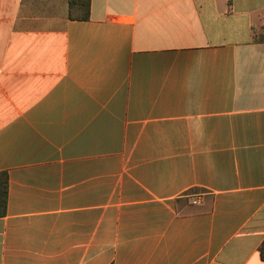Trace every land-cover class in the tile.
<instances>
[{
	"label": "crops",
	"instance_id": "obj_1",
	"mask_svg": "<svg viewBox=\"0 0 264 264\" xmlns=\"http://www.w3.org/2000/svg\"><path fill=\"white\" fill-rule=\"evenodd\" d=\"M0 0V264H264V0Z\"/></svg>",
	"mask_w": 264,
	"mask_h": 264
},
{
	"label": "trees",
	"instance_id": "obj_2",
	"mask_svg": "<svg viewBox=\"0 0 264 264\" xmlns=\"http://www.w3.org/2000/svg\"><path fill=\"white\" fill-rule=\"evenodd\" d=\"M68 17L71 20H88L91 17V0H68ZM9 194V175L6 171L0 172V218L7 214ZM259 255L264 261V242L259 248Z\"/></svg>",
	"mask_w": 264,
	"mask_h": 264
}]
</instances>
